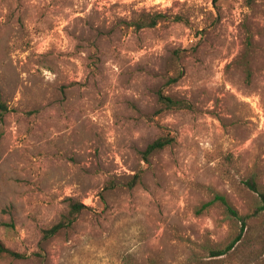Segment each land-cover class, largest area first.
Returning a JSON list of instances; mask_svg holds the SVG:
<instances>
[{"label":"rangeland","instance_id":"rangeland-1","mask_svg":"<svg viewBox=\"0 0 264 264\" xmlns=\"http://www.w3.org/2000/svg\"><path fill=\"white\" fill-rule=\"evenodd\" d=\"M0 104V264H264L263 0H0Z\"/></svg>","mask_w":264,"mask_h":264},{"label":"trees","instance_id":"trees-1","mask_svg":"<svg viewBox=\"0 0 264 264\" xmlns=\"http://www.w3.org/2000/svg\"><path fill=\"white\" fill-rule=\"evenodd\" d=\"M242 1L244 2L245 5L249 6L252 3H255L261 0H242ZM157 17L160 18L161 16H157ZM157 23H158V20L156 17L150 18L149 22H145V19L141 18V20L137 22H133L132 26L135 29L140 30V29H144L145 27H148V28L155 27ZM170 81L171 83H174L177 80L176 78H173ZM158 102L164 110H192L193 109L192 105L186 100L174 99L168 96H164L162 94H158ZM0 110L1 111L6 110L3 104H0ZM173 142H174L173 137H162V138L155 140L153 143H151L150 145L146 147L144 152H142L141 154L142 161L147 162L149 156L171 145ZM139 179H140L139 175H134L129 186L132 187L136 185ZM245 184L250 190H252L258 195V199H259L257 207L252 212V216L258 215L259 213L264 212V192L258 189L253 179H249L248 181L245 182ZM213 201H220L225 206L227 213L233 219L237 220L240 223V231L238 235L224 249H220V250L217 249V250L210 251V255H211L210 257L218 258V257L224 256L225 254L229 253L236 246V244L241 240L243 232L246 228L247 216L239 215L238 212L235 209H233L227 203V201L221 196H216ZM83 209H85V206L83 204L71 202L69 204V211L67 215L63 216L62 219L58 223L53 225L52 227L42 231V240L47 241L53 236H55L59 231L69 228L76 221L78 215L83 211ZM8 257L12 259L24 258L23 255L15 253L9 250L8 248H6L3 245V243L0 241V259L8 258Z\"/></svg>","mask_w":264,"mask_h":264}]
</instances>
